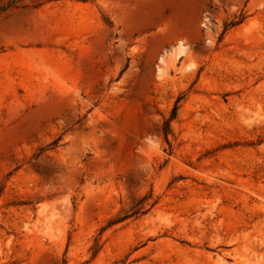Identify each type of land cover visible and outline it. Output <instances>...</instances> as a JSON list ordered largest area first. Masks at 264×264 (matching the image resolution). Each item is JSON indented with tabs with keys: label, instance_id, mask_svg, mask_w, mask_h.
Listing matches in <instances>:
<instances>
[{
	"label": "rangeland",
	"instance_id": "1",
	"mask_svg": "<svg viewBox=\"0 0 264 264\" xmlns=\"http://www.w3.org/2000/svg\"><path fill=\"white\" fill-rule=\"evenodd\" d=\"M0 264H264V0H0Z\"/></svg>",
	"mask_w": 264,
	"mask_h": 264
}]
</instances>
